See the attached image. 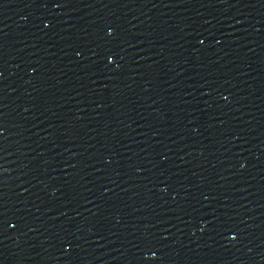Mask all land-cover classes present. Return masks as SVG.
<instances>
[{
  "label": "water",
  "instance_id": "water-1",
  "mask_svg": "<svg viewBox=\"0 0 264 264\" xmlns=\"http://www.w3.org/2000/svg\"><path fill=\"white\" fill-rule=\"evenodd\" d=\"M0 264H264V0H0Z\"/></svg>",
  "mask_w": 264,
  "mask_h": 264
}]
</instances>
